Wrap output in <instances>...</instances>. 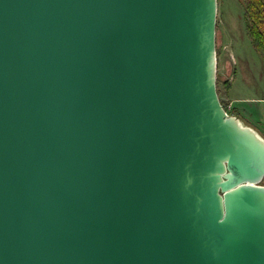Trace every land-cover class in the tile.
<instances>
[{"label":"water","instance_id":"95a60500","mask_svg":"<svg viewBox=\"0 0 264 264\" xmlns=\"http://www.w3.org/2000/svg\"><path fill=\"white\" fill-rule=\"evenodd\" d=\"M217 3L0 0V264H264Z\"/></svg>","mask_w":264,"mask_h":264},{"label":"rangeland","instance_id":"374dc122","mask_svg":"<svg viewBox=\"0 0 264 264\" xmlns=\"http://www.w3.org/2000/svg\"><path fill=\"white\" fill-rule=\"evenodd\" d=\"M217 5L216 44L221 48L217 73L220 70L224 81L222 100L239 108L246 124L260 129L264 124V71L246 28L244 5L241 0H218Z\"/></svg>","mask_w":264,"mask_h":264},{"label":"trees","instance_id":"16d2710c","mask_svg":"<svg viewBox=\"0 0 264 264\" xmlns=\"http://www.w3.org/2000/svg\"><path fill=\"white\" fill-rule=\"evenodd\" d=\"M245 10V22L248 34L253 45L259 52L263 64L264 71V0H241ZM221 50L217 45V52ZM224 81L222 80L221 72L217 73V89L223 104H227L226 100H222L221 93L223 92ZM233 114L247 120L244 113H240L239 108L233 106ZM249 124V123H248ZM251 125V124H250ZM258 129V128H257ZM264 135V124H260L258 129ZM264 182V180H263Z\"/></svg>","mask_w":264,"mask_h":264},{"label":"built area","instance_id":"2783aa9c","mask_svg":"<svg viewBox=\"0 0 264 264\" xmlns=\"http://www.w3.org/2000/svg\"><path fill=\"white\" fill-rule=\"evenodd\" d=\"M226 108H227V110H231V109H232V104H231V103L228 104V105L226 106Z\"/></svg>","mask_w":264,"mask_h":264},{"label":"crops","instance_id":"0c3cea01","mask_svg":"<svg viewBox=\"0 0 264 264\" xmlns=\"http://www.w3.org/2000/svg\"><path fill=\"white\" fill-rule=\"evenodd\" d=\"M240 110V109H239ZM241 112V111H240Z\"/></svg>","mask_w":264,"mask_h":264}]
</instances>
